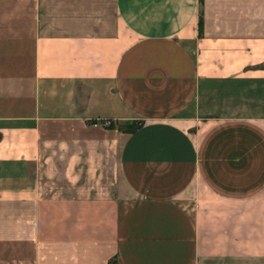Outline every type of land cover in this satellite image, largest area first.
<instances>
[{
  "label": "crops",
  "instance_id": "crops-1",
  "mask_svg": "<svg viewBox=\"0 0 264 264\" xmlns=\"http://www.w3.org/2000/svg\"><path fill=\"white\" fill-rule=\"evenodd\" d=\"M0 264H264V0H0Z\"/></svg>",
  "mask_w": 264,
  "mask_h": 264
},
{
  "label": "trees",
  "instance_id": "trees-1",
  "mask_svg": "<svg viewBox=\"0 0 264 264\" xmlns=\"http://www.w3.org/2000/svg\"><path fill=\"white\" fill-rule=\"evenodd\" d=\"M200 1H202V0H200ZM198 26H199V32H200L202 30V17L201 16L199 17ZM113 122L115 123V121H113ZM126 123L127 124L125 126H117V125H114L113 123H111V121H110L108 126L111 128H117L118 130H121L124 132H134L135 130H137L142 125L141 121H136V120L128 121Z\"/></svg>",
  "mask_w": 264,
  "mask_h": 264
},
{
  "label": "rangeland",
  "instance_id": "rangeland-1",
  "mask_svg": "<svg viewBox=\"0 0 264 264\" xmlns=\"http://www.w3.org/2000/svg\"><path fill=\"white\" fill-rule=\"evenodd\" d=\"M111 123H113L114 125H117V126H125L127 123H121V122H113V121H111Z\"/></svg>",
  "mask_w": 264,
  "mask_h": 264
}]
</instances>
